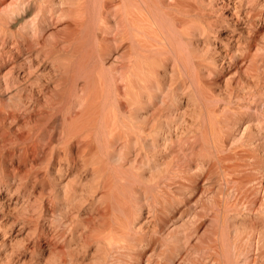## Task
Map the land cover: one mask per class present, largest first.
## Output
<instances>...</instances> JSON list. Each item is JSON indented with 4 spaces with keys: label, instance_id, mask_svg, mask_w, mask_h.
I'll list each match as a JSON object with an SVG mask.
<instances>
[{
    "label": "bare ground",
    "instance_id": "1",
    "mask_svg": "<svg viewBox=\"0 0 264 264\" xmlns=\"http://www.w3.org/2000/svg\"><path fill=\"white\" fill-rule=\"evenodd\" d=\"M263 136L264 0H0L3 263L65 264L53 256L56 238L69 230L83 250L94 240L86 264H174L171 254L183 244L174 242L188 237L176 226L189 218L181 196L200 185L220 211V195L234 189L243 207H264L256 194L264 185L256 166ZM20 199L26 211L28 202L35 207L31 220L21 212L9 237ZM54 199L63 200L66 220ZM234 199L224 211L235 210ZM82 203L93 213L85 220ZM262 215L234 226L236 237L262 243ZM220 234L211 240L222 241L224 260L208 239L199 244L204 264H234L232 241ZM37 248L48 254L33 260Z\"/></svg>",
    "mask_w": 264,
    "mask_h": 264
},
{
    "label": "rangeland",
    "instance_id": "2",
    "mask_svg": "<svg viewBox=\"0 0 264 264\" xmlns=\"http://www.w3.org/2000/svg\"><path fill=\"white\" fill-rule=\"evenodd\" d=\"M227 31V32H226ZM226 31H223L222 32V34H224V33H229V31L228 30H226ZM215 38H217L218 40H219V38H218V36L216 35V36H213L212 37V39H211V41H212V43L216 40V42H218V40L217 39H215ZM215 39V40H214ZM219 44V42L217 43V45ZM2 100L4 101V103H6V102H8V100H7V98L6 97H2ZM12 128H14V127H12ZM21 133H23V131H20V134ZM260 136V135H259ZM261 137V136H260ZM264 136L261 138L262 139V141L264 142ZM262 142V143H263ZM262 146H259L258 147V149L256 150V151H258L257 152V158H258V160H256L257 161V168H258V170L260 171V172H258V173H260L259 175H261V173L263 174L264 173V149L263 148H261ZM263 157V158H262ZM261 161V162H260ZM260 165V166H259ZM21 168H20V170L23 172V171H25L26 169H27V167H28V165H26V166H20ZM260 167V168H259ZM262 169V170H261ZM262 171V172H261ZM32 176V174H30V176L29 177H31ZM263 176H264V174H263ZM263 181H264V178H263ZM200 182H202V180H200ZM264 183V182H263ZM40 186H34V192H35V194L37 193V191L40 189L39 188ZM199 187H200V185H199ZM199 187H197L195 190H192V192L190 191V192H188L187 194H185V195H183V196H181V200H182V202H181V204H180V206L182 207V208H187L186 209V215H185V217L186 216H188L189 218L187 219V217H186V219H185V221H184V223H183V225H180L179 224V222H178V224L176 225L177 227H180V229H183V228H185V235L186 236H188L187 238H182V240L183 241H178L177 243H175L174 242V244L177 246V245H179V246H181V243H183L184 244V246H183V244H182V246L180 247V248H178V250H181V251H177V250H174L173 251V254H171V255H173V263L174 264H200V263H202V264H204L205 263V260L202 262L201 261V259H204V257L206 256V254H208L206 251L207 250H203L202 249V247L204 246V245H202V247L201 246H199V244H201L202 242H205L206 243V245H207V240L208 239H210L211 240V237L212 238H214L216 235L218 236L220 233H221V231L222 232H226V234L228 233V235H227V238L229 239H227V242H228V244H231L232 246H230V247H228V250H229V255H230V260L231 261H233L234 262V264H257V262H258V264H264V250H262V249H264V246H263V244H264V241L261 243V242H255V241H252V245L250 244V242L251 241H249V240H245V239H247V238H238V237H236V234H235V227L236 226H239V227H245V226H250L251 224H253L254 222H255V220L256 221H258V219H259V217H262L263 215V212H264V207H262V208H258V209H256V210H253V209H250V210H252V211H250L249 209H247L246 207H243V205H244V198H243V202H242V199H240V201L238 200L239 198H241L240 197V195H235L236 196V198H238V199H234V191H236V190H234V189H232V190H230L228 193H227V195L226 194H221L220 196H221V198L220 199H222L221 201H222V207H223V205L225 204V205H229V204H233V202L232 203H228V202H231L230 200H232L233 201V199H234V202L236 203L235 204V206H234V208H235V210H234V208H232L234 211H231V210H227V211H224L225 209H226V206L224 205V207L225 208H221V206L219 205V203L221 204V201H219V203H218V206L221 208L220 209V211L217 209V208H214L216 205L214 204V203H211V204H208V203H210L211 202V200H212V198L210 197L211 195L208 193L209 191L208 190H203V188H202V190H201V187L199 188ZM234 190V191H233ZM264 185H262V188L258 191V193L261 195L262 194V192H263V195H264ZM202 191V192H201ZM262 191V192H261ZM190 193V194H189ZM192 193V194H191ZM237 193V192H236ZM235 193V194H236ZM258 193H256L257 195H258V197H260V198H263L264 199V196H259V194ZM198 194V195H197ZM233 194V195H232ZM238 194V193H237ZM224 197H223V196ZM226 195V196H225ZM232 195V196H231ZM197 196V197H196ZM206 196H208V198L206 197ZM33 196L32 195H30V200H29V202L32 200L31 198H32ZM232 197V198H231ZM196 198V199H195ZM211 198V199H210ZM226 200H225V199ZM59 199H61V198H59ZM56 200V199H54L53 200V202H54V208L56 209V214H58L59 213V210L57 211V209H59L58 207H60V209H62V210H60V211H62V212H60L57 216H60V219L63 221V219L64 220H66L67 219V217L65 218H62V213H63V215H64V205L62 204L63 202V200L61 201V200ZM210 199V200H209ZM224 200V201H223ZM58 201V202H57ZM192 201V202H191ZM198 201V202H197ZM240 202V205H239V202ZM22 202V199H20V201H19V204H17L19 207H17L16 206V208L13 210H11L12 212H10L9 213V217H10V219H16V217H18L19 219V224H18V222H16L14 225H12V228H11V232H9V234L11 233V235H9V237H12V236H15V234H16V232H14V231H17V228L19 227V225L22 223V221H23V219H24V217H22V216H29L30 217V215L32 216V211L30 212V209H32L33 208V206L35 207V205H33L34 203H27V204H31L30 206L28 205L27 206V204H26V207L28 208L27 209V211H29V213L26 211V208L24 207V205H23V203L20 205V203ZM57 202V203H56ZM59 202H60V205H58L59 204ZM201 202V203H200ZM226 202H227V204H226ZM242 202V203H241ZM26 202H24V204H25ZM194 205H193V204ZM203 203V204H202ZM246 203V202H245ZM83 204V205H82ZM82 204H80V206H79V210H78V212L80 213L81 212V216L82 217H80L79 216V218H82V219H84L85 220V218L86 217H88V216H90V214L92 215L93 213L91 212H89V208L86 206V204L85 203H82ZM85 204V205H84ZM189 204V207L187 206ZM243 204V205H242ZM210 205V206H209ZM212 205V206H211ZM236 205H238V206H236ZM31 206H32V208H31ZM62 206H63V208H62ZM82 206H83V208H82ZM86 206V207H85ZM186 206V207H185ZM196 206V207H195ZM264 206V205H263ZM23 207L25 208L24 209V211L22 210L23 209ZM85 207V208H84ZM195 207V208H194ZM200 207H202V209L200 208ZM211 207V208H210ZM206 210H205V209ZM175 209V211L173 212V213H176V208H174ZM210 211H209V210ZM216 209L218 212H219V214H217L215 217H214V213H215V211L214 210ZM224 209V210H223ZM231 209V208H230ZM238 209V210H237ZM247 209V210H246ZM17 210V211H16ZM83 210V211H82ZM86 210V211H85ZM192 210H194L193 212H195V214H194V216H193V214H192ZM204 212H203V211ZM208 210V211H207ZM222 210H223V215H222ZM260 210H261V212H260ZM263 210V211H262ZM26 211V212H25ZM228 211H231V212H228ZM21 212H23V215L21 216ZM88 214H86V213ZM209 212V213H208ZM224 212H225V214H224ZM228 212V213H227ZM188 213H190L192 216H190V214L188 215ZM201 213V214H200ZM259 213V214H258ZM12 214V215H11ZM29 214V215H28ZM83 214V215H82ZM87 215V216H84V215ZM203 214V215H202ZM211 214H212V216H211ZM216 214V213H215ZM230 214V215H229ZM232 214V215H231ZM261 214V215H260ZM15 215V216H14ZM200 215H202V216H200ZM220 215V216H219ZM225 215H226V217H225ZM235 215V216H234ZM21 216V217H20ZM57 216H55L56 218H59V217H57ZM198 216V217H197ZM230 216H233V217H230ZM29 217H27V219H30L31 220V217L29 218ZM213 217V218H212ZM219 217V218H218ZM254 217V218H253ZM89 218V217H88ZM216 218V219H215ZM22 219V220H21ZM46 219V220H45ZM213 219H215V220H213ZM224 219V220H223ZM49 218H47V217H41V218H39V224L41 225V226H46L47 227V222H49ZM61 220H55V222H54V226H56V225H58L59 224V222L61 221ZM217 220V221H216ZM20 221H21V223H20ZM234 221V222H233ZM252 221V222H251ZM90 222H91V224H90ZM89 223H87L90 227L93 225V221H90ZM217 222L220 224L221 223V228H220V226H219V224H217ZM224 222V223H223ZM231 222V223H230ZM187 223V224H186ZM186 224V225H185ZM223 224V225H222ZM228 224H230V225H228ZM237 224V225H236ZM169 226H171V225H169ZM168 226V229H166V231H171V230H173L174 231V229L175 228H177L176 226H174V225H172V227L170 228ZM174 226V227H173ZM185 226V227H184ZM219 226V227H218ZM228 226V227H227ZM235 226V227H234ZM80 228H81V226H79ZM224 228V230H223V228ZM174 228V229H173ZM192 228V229H191ZM220 228V229H219ZM227 228V229H226ZM238 228V227H237ZM241 228H239V229H241ZM169 229H171V230H169ZM219 229V230H218ZM222 229V230H221ZM232 229H233V231H232ZM238 229V230H239ZM8 230V229H7ZM13 230V231H12ZM51 229H49L48 231H50ZM67 231V230H66ZM195 231V232H194ZM228 231V232H227ZM24 233H25V231H23ZM23 232H20V234H18V235H16V240H22V238H24V233ZM67 232H68V234H67ZM67 232H65L66 233V235H65V239L64 238H62V237H58V238H56V243H57V245H56V243H55V248H57L58 250V252H57V254L55 255V256H53V257H55L56 258V256L58 257V253H59V255L61 256V259L63 258V260H67L66 261V263L65 264H71V263H74V264H81V259H82V264H86V263H84L85 261L87 262V260L88 259H86V258H89V255H91V253H92V248H93V250H95V243H94V240L92 239V241H91V239H88V242H89V240H90V243L91 244H89V243H84V248L85 249H87V251L85 252L84 250H83V248H81V246L80 245H83V239H82V241H81V239H77L78 237H77V235H76V237H74L75 236V234L74 235H71V237L73 238H71V239H69L68 237H67V235H69L70 234V231L68 230ZM218 232H220L219 234H217ZM174 233V232H173ZM172 233V234H173ZM216 233V234H215ZM43 234V233H42ZM42 234H40V237H39V239H40V243H41V245L43 246L44 245V240H45V236L43 237V235ZM188 234V235H187ZM234 234V235H233ZM42 235V236H41ZM183 235V233H178L177 234V236H182ZM215 235V236H214ZM221 235V234H220ZM220 235H219V237H220ZM197 236V237H196ZM219 237H217L218 239H219ZM236 237V238H235ZM0 238H2V237H0ZM217 238H215V239H217ZM6 239L8 240V233H7V236H6ZM58 239H59V242H60V244H59V242H57L58 241ZM64 239V242L62 241ZM80 242H82V244L80 243V245H79V242L77 241V240ZM163 239V238H162ZM241 239V240H240ZM244 239V240H243ZM70 240V241H69ZM75 240V241H74ZM164 240V239H163ZM187 240V241H186ZM208 241L209 243L208 244H210V242H215V244H216V251H217V253L214 255L213 254V252H211V254L212 255H214L216 258L218 257V255H219V258L221 259V260H224V256L222 255V252H220L221 251V247H222V241H220V240H222V238L220 237V240H211V241ZM67 241H69V242H67ZM186 242V244H185V242ZM218 241H220L219 242V244H221V245H219L220 247H218ZM232 241V242H231ZM243 241H245V242H243ZM96 242V241H95ZM168 242V244L170 245V244H172V247L174 246V244L173 243H171V241H166L165 243H167ZM173 242V241H172ZM231 242V243H230ZM238 242V243H237ZM32 243V242H31ZM31 243H30V245H31ZM70 243V244H69ZM93 243V244H92ZM163 243V242H162ZM191 243V244H190ZM193 243V244H192ZM204 243V244H205ZM249 243V244H248ZM262 245H261V244ZM75 244V245H74ZM77 244H78V246H77ZM87 244V245H86ZM89 244V245H88ZM195 244V245H194ZM212 244V243H211ZM238 244H240L239 246H238ZM242 244V245H241ZM69 245V246H68ZM205 245V246H206ZM213 245H214V243H213ZM236 247H235V246ZM66 247V246H68V248H69V250L67 249V247L66 248H64V247ZM74 248L75 247V249H76V247H79V248H81V250H80V252H84L83 254V257H81L82 256V253H81V255H80V252H76L75 253V249H73L72 247ZM86 246H87V248H86ZM171 246V245H170ZM191 246H195L196 248L197 247H199V251L195 248V247H191ZM251 246V247H250ZM258 246L261 248H258ZM31 247V246H30ZM28 248L27 250H26V252L24 253V255L25 256H29V254H30V250L32 249V248ZM59 247L63 250H61V249H59ZM70 247H71V249H70ZM175 247V246H174ZM201 247V248H200ZM247 247V248H246ZM6 248H8L7 246H6ZM43 248V247H42ZM79 248H77L78 250H79ZM196 250H195V249ZM235 248V250H233ZM258 248V249H257ZM30 249V250H29ZM40 249V248H39ZM38 248H37V250H35V252H33V260H36V259H39V258H44V256H46L48 253H47V249H46V251H45V249L43 250V249H40L39 250ZM68 251H67V250ZM73 249V251H71ZM76 249V250H77ZM187 251H186V250ZM217 249H220V251L219 250H217ZM250 249H252V250H250ZM263 252V254H261L259 251L260 250ZM66 250V251H65ZM190 250V251H189ZM233 252H232V251ZM243 250V251H242ZM250 250V251H249ZM256 250V251H255ZM259 250V251H258ZM40 251V252H39ZM44 252V254H43V252ZM61 251V252H60ZM70 251V252H69ZM176 251H177V253H176ZM183 251V252H182ZM201 251V252H200ZM204 251V252H203ZM232 252V254H231V252ZM0 252H2V250H0ZM62 252H64V253H62ZM71 252H74L75 254H77L76 256L72 253L71 254ZM91 252V253H90ZM94 252V251H93ZM175 252V253H174ZM179 252L181 253V254H179ZM206 252V253H205ZM235 252H237L236 254H234ZM248 252V253H247ZM250 252V253H249ZM252 252H254V253H252ZM5 252H2L1 254H0V264H5V263H3L5 260H6V258H5V254H4ZM29 253V254H28ZM39 253V254H38ZM47 253V254H46ZM55 253V252H54ZM61 253L63 254V256L64 257H62V255H61ZM67 253V254H66ZM187 253V254H186ZM199 253V254H198ZM257 253H258V255H257ZM79 254V255H78ZM89 254V255H88ZM182 254H183V260L181 259L182 257ZM204 255L203 257H201L202 255ZM210 253H209V255H207V256H209L210 257V259L212 258V255H211ZM238 254V255H237ZM260 254H261V257H260ZM72 255V256H71ZM74 255V256H73ZM88 255V256H87ZM201 255V256H200ZM211 255V256H210ZM220 255H221V257H220ZM237 255V256H239V257H237L236 256V258H238V259H233L235 256ZM73 257V258H71V257ZM80 256V257H79ZM85 256V257H84ZM214 256H213V258H214ZM232 256V257H231ZM245 256V257H244ZM67 257H69V258H67ZM77 257V258H76ZM179 257H181V258H179ZM248 257V258H247ZM254 257V258H253ZM27 258V257H26ZM58 258H60V257H58ZM58 258H56V260L58 259ZM65 258V259H64ZM67 258V259H66ZM91 258H92V256H91ZM90 258V259H91ZM246 258L247 259H249L248 261L246 260ZM68 259H71L70 261H72V262H70ZM73 259V260H72ZM89 259V260H90ZM179 259L181 260V262H179ZM185 259V260H184ZM200 259V260H199ZM245 259V260H244ZM256 261H255V260ZM75 260V261H74ZM79 260V261H78ZM198 260V261H197ZM218 261H219V259H217ZM220 260V261H221ZM243 262H242V261ZM251 260V261H250ZM253 260H254V262H253ZM74 261V262H73ZM77 261H78V263H77ZM184 261V262H183ZM207 261V260H206ZM219 261V263H221V264H224V261H221L220 262ZM241 261V262H240ZM247 263H246V262ZM2 262V263H1ZM92 262V261H91ZM223 262V263H222ZM236 262V263H235ZM245 262V263H244ZM250 262V263H249ZM263 262V263H262ZM8 264V263H7ZM36 264V263H35ZM88 264H91L90 262H88ZM206 264H210V263H208V262H206Z\"/></svg>",
    "mask_w": 264,
    "mask_h": 264
}]
</instances>
